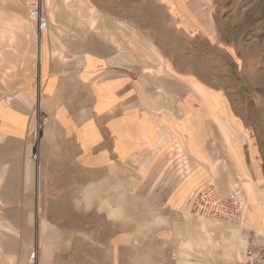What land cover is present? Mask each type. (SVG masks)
<instances>
[{"label": "rangeland", "instance_id": "1", "mask_svg": "<svg viewBox=\"0 0 264 264\" xmlns=\"http://www.w3.org/2000/svg\"><path fill=\"white\" fill-rule=\"evenodd\" d=\"M37 4L43 17L49 20L45 0H10L4 8L11 12L0 13V22L9 16L21 22L34 19L30 11ZM50 8L57 12L43 32L46 47L42 62L45 65L47 59L51 60L66 77L62 82L66 90L60 97L62 105L72 110L93 107L91 88L95 81L84 91L75 85V78L67 75H79L85 66L80 60L84 52L78 48L86 47L87 53L100 54L97 34L105 24L116 23L113 33L117 37L113 39L118 42L116 64L120 73L117 75L123 76L126 69L133 73L134 88L129 89L142 97V101L135 97L134 107H146L143 103H148L166 109V114L157 119L168 130L176 129L178 123L184 127L197 123L195 131L179 130L176 136L188 145L192 138L202 149L208 134L202 130L210 125L209 136L215 149L220 152L226 147L242 172L234 179L230 166L220 158L200 153L201 157L210 159V179L196 187L213 184L226 196L238 188L243 201V224L249 238L246 249L264 248V213L253 209L246 187L252 181L256 193L264 195V0H52ZM92 10L98 13L93 14ZM93 18L97 23L91 27ZM35 30L25 28L18 44L36 49V34H40L37 23ZM10 35L6 33L0 43L2 47L11 46ZM119 58L125 61L119 62ZM38 65L34 59L6 78L0 74L1 102L15 98L16 92L26 87L36 100L19 158H5L14 148L11 140L0 142V166L17 172L16 184L8 177L0 185V196L6 201L0 203L7 221L6 233L1 234L0 240V264H11L9 258H13L12 264H174L178 256L174 228L180 219L165 215L163 206L159 205V195L164 190H174L175 180L186 175L195 162L189 160L185 164L188 160H183L184 153L170 148L168 143L164 151L153 155L154 164L144 177L139 175V163L134 158L111 166L114 169L109 164L95 172L76 169L80 157L77 144L73 139L68 141L53 117L46 114L51 106L40 102L44 83L39 80ZM93 75L97 82L102 80L96 71L90 77L94 78ZM118 82L126 93V80L120 78ZM105 89L97 91L103 95ZM158 97H162V103L154 102ZM123 108L120 105V112ZM136 113L137 109L132 110L123 120L138 131V142H151L153 138L144 120L148 114L144 113L137 124ZM0 116L14 118L12 111L3 106H0ZM18 120V124L26 123V118ZM37 123L40 131L36 137ZM244 142L257 156V165H261L256 171V181L244 162ZM152 154L153 151L140 157ZM161 160L169 167L155 184L154 170ZM59 161L63 170L55 172L49 170L52 164L44 163ZM37 166H40L39 214ZM8 183L12 190L5 192ZM123 183L129 187L126 194L123 189H117ZM196 190L189 199L190 214ZM89 191H93L90 198ZM54 192L59 194H50ZM261 208L264 211V204ZM192 219L197 224L200 220L193 216ZM185 222L188 229L190 222ZM247 229L255 233L249 235ZM7 245L12 249L4 251ZM198 250L191 260L210 264V247ZM246 260L244 255L242 262ZM236 262L239 261L228 264Z\"/></svg>", "mask_w": 264, "mask_h": 264}, {"label": "crops", "instance_id": "2", "mask_svg": "<svg viewBox=\"0 0 264 264\" xmlns=\"http://www.w3.org/2000/svg\"><path fill=\"white\" fill-rule=\"evenodd\" d=\"M9 1L10 0H0V5L2 6H0V13L8 14L11 12L8 9L4 8V5ZM53 10L54 9H52L53 17L50 20L51 22L54 21L57 12V9L54 11ZM92 11L93 14L98 13L97 11ZM115 19L117 18L115 17ZM35 23H37V21L32 18L29 21L21 22L20 20H17L15 18H10V16L8 17V19L6 18L5 20H2V22H0V43L6 38V33H11L9 38L11 46L8 48H4L0 45V74L2 76H5L4 78H6L7 75L11 74L17 68L26 66L34 59L36 60V64H38V39L36 42V49L32 47L30 48L29 46H26V44L25 46H20L18 44L20 41H22V38L20 39V36L22 35L25 28L32 29L36 32ZM96 23V20L93 18L90 21V26L94 27ZM114 27H117V24H113V22H110L105 24V28L101 29L100 34L96 33L101 43V47L100 49H98V51H100V54L96 55L87 53L86 47L78 48L79 52H84L80 60L84 61L85 66H83V69L79 75H77L76 73H70L69 75H67L75 78V85H78L84 91L87 89L88 84H90L93 80L95 81V84H93V87L91 88L93 93V107H82L77 110H72L69 107H65L62 105L60 97L61 94H64L66 92L65 88H63L62 82L65 81L66 77H64V75H62V73L54 67V65L51 63V60L49 59H47L45 65L43 64V62L38 65L39 80L41 81V83H44L43 94L40 97V102H42L43 105L51 106V108H48L46 110V112H48L46 114L53 117V121L56 123L58 129L63 133L64 137L68 141L73 139V141L77 144L76 147L78 153L80 152V157L78 156L79 159L78 161H76V169L80 167L83 171H101L102 168H104L103 166H106L107 164H109L110 167L115 165L118 166L122 163L124 164L127 162H131L134 158L133 160L139 163V175L144 177L150 171L154 164L153 159L156 157H153V155L157 151L158 153L164 151L166 147H168V143H171L170 148H176L180 153H184L185 158L183 160H188L185 164H188L189 160L195 162L192 167H189L190 171L186 175L182 176L178 180H175L174 190H169V192L164 190V194L159 195V205L163 206L162 211H164L165 215H168L171 219V217L173 218L174 214L177 213L178 218L180 219V223L178 224L185 228L186 222L181 212L184 209V204L186 203L185 206L189 205L191 194L198 188L196 186H198L201 182V184H204L205 180H208V178L210 179V166L203 159H200L201 154L202 156H209L211 154L214 157L220 158V161L222 163L224 162L230 166L232 177L234 179L240 177L239 173L241 170H239V168L236 166L233 156L228 153L226 147H222L223 149L221 148L220 152L219 150H217V148L215 149L209 136L211 132V129H209V124H207L205 129L202 130V132L208 133L206 142L203 145L202 149L197 145L196 142L192 140V138H190V142L188 145L187 143L184 144L185 142L183 139L176 136L179 130L183 131L184 129L186 132L195 131L197 123H195L196 125H190V127H184V125L178 123L174 127L176 129L168 130L166 129V126L161 125L157 119L161 115L166 114V109L160 107L157 108L152 106L151 104L148 105V103H143L146 107L142 108L138 105L140 109L139 107H134V100L136 101L135 97H137V92L135 93L134 89H129L130 86L134 88L133 85L135 82V77L133 73L126 69L125 74L123 75L124 77L117 75L120 72L116 64L118 55V42L117 39H113V37H117L115 33H113V31L115 30ZM109 31L110 34H108ZM36 37L38 38L37 34ZM27 42L30 43L31 41L28 40ZM25 49H27L28 51H25ZM56 54L58 53L56 52ZM60 59H64V57L60 56ZM115 59V66H113V62ZM124 61L125 59L119 58V62ZM95 71L96 74L98 73L102 76V80H99L97 82L96 75H93L94 78L90 77ZM120 78L126 80V93L123 92V88H121V85H119L118 80ZM43 79H45V82L43 81ZM50 83L51 86L49 88L48 85ZM47 88H49V90L46 92ZM98 88L107 89L104 90L103 95H100L97 91ZM29 92V87H26L25 90H18L16 92L15 98L8 100V102L0 101V106H3L7 110H11L14 115V118L11 119H5L0 116V142L11 140L12 147L14 148V151L10 152L7 156H5V158L11 156L16 157L17 159L19 158L20 149L24 141L23 138L26 136L27 122L30 118L29 116L33 114L36 107V100H34L33 94H29ZM137 99H140V101H142V97H137ZM120 105L124 106L122 112H120ZM134 109H137V113L134 115L136 116L135 123L137 124L142 119L144 113L148 114L146 115V118L144 120L146 121L147 132L149 136L153 138L151 142H138V131L135 129V127L134 129L132 127L130 128L127 124V120H123L125 117L130 116V112ZM174 113L176 114L178 112L174 110ZM178 115L179 114H177V116ZM82 116L86 117L80 120L78 117ZM19 117L24 118V120L26 118V123L18 124L17 121H19ZM8 135H13V137H8ZM151 151H153L152 155L140 157L142 155H145L147 152L150 153ZM38 153L39 150L37 154ZM242 153L248 173L251 175L252 179L256 181L258 179V174L256 171L260 169L261 165H257V156H255V153L251 151V148L249 147L247 142H244L242 146ZM44 163L52 164V166L49 168L51 172L63 170L60 167V165H62L61 161ZM205 164L206 166L204 168ZM56 165H58V167ZM168 167L169 165H167V163H164L162 160L157 164L154 170V172L156 173L153 177L155 179V184L158 183L157 181L161 176V173L164 170H167ZM4 168V166H0V174L2 173ZM37 168L40 171V166H37ZM114 168L115 167H111V169ZM39 171H37V178L39 177ZM119 188L123 189L124 194H126V190L129 187L126 186L125 183H123L117 185V189ZM226 190L227 189H225L223 192H225ZM37 191L39 192V185L37 187ZM232 192L233 191H231V193ZM50 194L59 193L54 192ZM0 195L2 194L0 193ZM87 195L88 198H90V196L93 195V191H89ZM123 198L124 197H122V199ZM4 213L5 212L2 210V204L0 203V240L1 234L5 235V228L7 227V221L4 220ZM241 221L242 215L240 217L239 223H241ZM209 222L211 223L213 222V220H210ZM196 224L197 223L192 219L189 223L190 226H188V229H185L186 238L189 237L188 239H192L193 242L194 237V244L198 242L196 245H194V251L189 252L178 249L179 257H177L174 264H179V262H183V264H197L191 260V257L192 255L198 254V249H205V246H201V244L200 246H198V224L197 226ZM50 226L52 225L50 224ZM187 230H190V233H188ZM248 233L250 235L251 233L255 232H250L248 230ZM258 235L260 236L261 234ZM262 241H264V238H262ZM247 245H243L242 248L241 246L238 247V252H240V255H225L226 251L223 246L215 250L214 248L217 247L216 244H210V264H228V262L232 261L242 262V260H244V255H246L248 251V249H246ZM262 245L264 246V242L262 243ZM207 247L209 249L208 245L206 246V248ZM233 252H235V250H233ZM9 260L13 261V258H9Z\"/></svg>", "mask_w": 264, "mask_h": 264}, {"label": "bare ground", "instance_id": "3", "mask_svg": "<svg viewBox=\"0 0 264 264\" xmlns=\"http://www.w3.org/2000/svg\"><path fill=\"white\" fill-rule=\"evenodd\" d=\"M45 5H46V7L49 8V10H48L49 11V20H47L43 17L42 9H41V7L38 6V4L35 5L34 8H32V10L30 11V15L37 21V23H38L39 17L44 18L45 21L47 22V27L43 31L40 30V27L38 25V29H39L38 31L40 32V34L38 35V38H37L38 39V46H39V55L37 54L38 55L37 56L38 57L37 58L38 64H40L43 61L44 55H45L44 50H45L46 45H45V42L42 38L43 32L48 29L49 24L51 25L50 20L53 17L52 8H50L51 0H45ZM196 90L202 94V92L199 88H196ZM161 101H162V97H158L156 100H154V102H156V103H162ZM36 125H37V127H39L38 123ZM39 131H40V127L38 128V130H36V137H37V134ZM35 148H36L35 150L37 152L38 147H35ZM200 159H203L210 166V159H206L204 157H201ZM211 163L213 164V162H211ZM211 167L214 168V165H212ZM38 171H39V169H38ZM39 174H40V171H39ZM16 176H17V172L15 170L4 169L2 171V173L0 174V185L4 181L6 183L8 177L10 178V180H9L10 182L14 181V183L16 184V181H15V179L17 178ZM38 185H39V189H40V177L37 178V186ZM252 186H254V184L251 181L250 183L247 184L246 187L248 190V196L250 197V200L253 204V209L260 211L259 214H263L264 211L261 208V204H264V195H262L261 193L257 194L255 186H254V188ZM10 189L12 190V187L8 183L5 186L4 191L7 192V191H10ZM38 194H39V192H38ZM0 198H1L0 201H2L3 203L6 202L5 199L3 198V196H0ZM40 200H41V197L39 194V196L37 197L38 214L40 213ZM188 206L189 205H186V206L184 205V209L182 210V216L186 221L190 222V220L192 219V215L188 212ZM174 216L176 218H178L177 213H175ZM243 220L244 219H242L241 223L237 222V223L231 224V223H226V222H221V221H213L210 223L207 219L200 218V220L198 222V226H197V233H198L197 234V240H199L198 246H200V244H201V246L204 245L205 249H206L207 243H210L212 245L216 244L217 247H215L214 249L217 250L221 246H223L225 251H226L225 255H240V252H238V249H239L238 247L241 246V248H242L243 245L246 246L248 244V239L246 236ZM41 225H42V223H41ZM187 231H188V233H190V230H187ZM185 234H186L185 228L180 226L178 223H176L175 228H174V236H175V242H177V244H178V249H182L185 251L192 252V251H194V245H196L198 242L196 244H194L195 238L193 237V242H192V239H188L189 237L186 238ZM4 249L6 251H8L9 249H12V246L7 245L6 247L3 248V250ZM202 249H203V247H202ZM233 250H235V252H233ZM182 254H184V253H182ZM188 254H186V255H188ZM177 257H179V256H177ZM8 262L12 264V261L9 260ZM179 264H183V262H179Z\"/></svg>", "mask_w": 264, "mask_h": 264}, {"label": "built area", "instance_id": "4", "mask_svg": "<svg viewBox=\"0 0 264 264\" xmlns=\"http://www.w3.org/2000/svg\"><path fill=\"white\" fill-rule=\"evenodd\" d=\"M40 30L47 27L44 18L39 17ZM243 210V201L239 189L224 196L213 184L201 187L192 196L191 214L196 218L237 223ZM247 260L234 264H264V248L252 246L248 249Z\"/></svg>", "mask_w": 264, "mask_h": 264}]
</instances>
